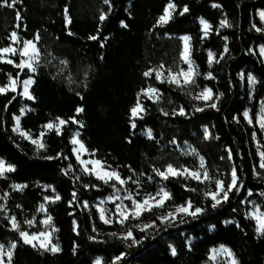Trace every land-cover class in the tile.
I'll return each mask as SVG.
<instances>
[{
  "label": "trees",
  "instance_id": "trees-1",
  "mask_svg": "<svg viewBox=\"0 0 264 264\" xmlns=\"http://www.w3.org/2000/svg\"><path fill=\"white\" fill-rule=\"evenodd\" d=\"M169 2L110 0L111 11L104 0L0 4V48L12 44L10 35L16 31L17 49L39 34L41 52L34 74L16 67L18 56H14L16 64L0 59V85H6L10 76L20 81L16 91L0 93V158L14 166V171L0 178V189L8 191L6 207L18 221L19 231L29 233L42 230L39 206L45 197L60 196L46 206L56 227L59 252L25 244L9 219L0 218V243H17L12 264H93L97 256L105 264H113L121 253L124 256L117 264H204L211 249L219 245L229 247L238 264H264V232L258 233L246 206L251 197L264 212V169L259 167L257 129L244 116L251 108L255 121L264 99V57L259 51L264 46V23L259 17L264 0H171L177 5L172 19L158 25ZM185 5L188 11L181 15ZM102 12L108 13L103 22L99 19ZM200 19L211 25L207 37ZM225 19L230 27H221ZM182 35L191 38V58L199 72L195 84L177 86L167 79L161 82L153 74L145 77L146 71L161 65L166 71L186 67L181 58ZM210 51L215 54L211 64ZM208 73L212 78H206ZM249 75L256 79L253 89ZM30 76L35 81L31 87L34 99L21 94L22 82ZM148 86L159 90L160 99H143L145 111L142 118L135 119L133 129L130 109L137 103V94ZM205 87L212 90L215 107L195 99ZM25 105L29 108L20 115ZM78 107L84 111L77 113ZM181 107L184 115L179 114ZM19 115L22 129L34 134L57 117L69 123L59 135L55 130L46 131L45 147L39 149L13 131L14 118ZM73 117L83 122L81 140L86 148L122 178L132 177L126 187L137 193V199L154 195L161 187L170 192L164 207L146 212L141 221L155 219L189 200L203 211L138 232L137 244L94 240V228L102 225L95 204L120 184L105 183L81 168L71 143L73 131L79 128L71 122ZM146 129H151L152 138L143 134ZM205 129L210 133L208 139ZM258 136L264 152L262 134ZM199 157L212 177L204 183L184 176L164 180L154 171L169 164L195 168ZM233 166L242 187L213 207L214 201L204 193L215 188L216 179L230 182ZM16 184L24 187L15 189ZM30 219L34 226L25 223Z\"/></svg>",
  "mask_w": 264,
  "mask_h": 264
},
{
  "label": "snow or ice",
  "instance_id": "snow-or-ice-1",
  "mask_svg": "<svg viewBox=\"0 0 264 264\" xmlns=\"http://www.w3.org/2000/svg\"><path fill=\"white\" fill-rule=\"evenodd\" d=\"M15 3H16V0H11V3H9V0H0V4L7 5L8 7H13L15 5ZM104 3L109 5V11H111L110 0H104ZM213 6L217 7V5H213ZM176 7H177V5L173 2H171V0H170V2L164 8L163 14L158 18L157 24L158 25L167 24L169 22V20L172 19V12L175 11ZM187 11H188V7L185 5L183 8V11L180 14L183 15ZM107 15H108V13L102 12L100 17H99L100 21L103 22L105 19H107ZM259 15L261 17V20H264V11H261L259 13ZM65 16H66V21L68 23H70L71 21L67 17V8H65ZM200 23L203 26L204 36L207 37V35L209 34V31L211 30V25L208 23V21H206L204 19H201ZM225 26H229V27L231 26L230 23L227 21V19L221 21V27H225ZM256 30L261 31L262 29L257 28ZM97 38H98V36H90L89 37V39H92V40H96ZM10 39L14 44L19 43V37H18L16 31H13L11 33ZM39 39H40L39 34H37L33 40H24L23 46L19 49L12 47L11 45L9 47L0 48V54L11 53L13 55H16L17 53H19V55L22 57V59H21L20 63L16 65V67L21 69V70L27 68L31 72L35 73L36 68L39 64L40 56H41L40 49L37 47V42L39 41ZM190 39L191 38L189 36L182 37V40L184 41V49L181 53V58L184 60V62H186L188 64L187 70L185 71L184 69H180L178 72H175V73H173L170 69L168 70L167 81L169 83H174L177 86L195 84V76L199 75V72L196 70L194 63L192 62V60L190 58L191 57V51H190V45H189ZM225 39H227V38H225ZM227 50H228L227 45H225L224 51L227 52ZM261 53L264 54V48H261ZM208 56H209V64H211L213 62V60L215 59V54L210 51L208 53ZM3 58H4L3 55H0V59H3ZM6 62L7 63H13V61L11 59H8ZM61 63L66 64L67 62L61 61ZM162 68H163V65H161V69ZM153 71H155L156 79L163 82L165 77H164L163 71H161V70L150 69L149 71H146L144 73V76L148 77V76L152 75ZM206 78H212V74L208 73ZM9 79H10V83L8 85L0 87V93H6L8 91H16L17 84L20 82L18 80V77L17 78H11L10 77ZM248 79L252 83L255 82V78L251 75H249ZM34 82L35 81L31 77H29L27 80H24L22 82V84H23L22 95L23 96H25L29 99H34V97L31 95V93L29 91L30 86ZM141 95H144L148 99L154 100V101H158L160 99V93H159V90L157 88L150 86L146 89H141V92L137 94L138 99H137L136 105L130 109L131 121H132L131 127L133 129L136 127L135 119L136 118H142L141 113H143L145 111V109H144V107H143V105L139 99V97ZM14 98L15 97H13V99ZM195 99L204 100V101L212 100L213 99L212 90L210 88L205 87L203 89V91H201L195 97ZM9 103H11V101H9ZM209 106L215 107L216 105L211 104ZM5 107H7V106H5ZM196 110L202 111L203 109L198 108ZM21 111L23 112V109ZM83 111H84V109L81 107H78L76 109L77 113H81ZM164 114L168 115V113H164ZM179 114L180 115L185 114L183 107H181L179 109ZM244 116H245V118L249 119V123L252 122L251 119L249 118V114L247 112L244 113ZM14 119L16 121V127L13 129V131H20V127H19L20 117L16 116ZM71 122L78 123L81 127H83V122L75 120L74 117L71 118ZM258 122L260 124V127L264 128V116H261L259 118ZM67 123H69V121L57 117L55 122H49L46 125H44V127L47 130H55L57 132V134L59 135V134H61L62 127L64 125H66ZM21 135L25 136L28 139H31L33 144L38 145V148H44L45 147V144L42 141V137L44 135L43 132L40 133V138H38V139H32V137L26 132H21ZM79 135H80L79 132L75 133V135L72 138L71 143L73 145L78 146V147L73 148V152L76 154L77 160L79 161V163L84 166L83 170L85 173L94 174L97 177V179L103 180L105 183H108L110 181H116L120 185H124L127 183V181L132 180V177H128L127 180L122 178L120 176L119 172L116 170H108L110 166L106 167L104 162H102L100 160H83V159H81L80 154L87 152L88 150L85 147L84 143L78 138ZM147 135L149 138H152L151 129L147 130ZM205 138L206 139L210 138V133H209L208 129H205ZM193 151H195V150H193ZM259 156L261 158L259 167L261 169H264V152H260ZM228 158H229V160L232 159L231 150H229ZM48 159H53V157H48ZM88 165H91V167L89 168ZM69 168H71V165H69ZM11 171H14V166L13 165L5 166V162L3 160H0V176H3L5 174V172H11ZM154 171L156 172V175L160 176L164 180H167L170 176H172V177L185 176L187 178L195 179L201 183H204V182L212 179V177H210V175H209L207 168H205L203 157H201L200 167L197 170H191L188 168H183V169L175 168L172 164H169L167 166V168L164 170L154 169ZM256 175H259V173H256ZM77 179H79V178L77 177ZM149 179H151V177H149ZM14 187H16L17 189H20L23 186L22 185H15ZM85 187H88V185H85ZM113 187L115 188V184H113ZM241 187H242V184L239 181L237 169L235 166H233L232 171H231L230 182L226 183L222 179H216L215 180V191H207L204 193V195L206 197H210L214 201L212 206L216 207L222 201L228 200L230 192H232L233 190L239 191ZM190 190L195 191V189H190ZM53 191H54V189H53ZM116 191L118 193L120 191V189H116ZM72 195H73V200H75L76 199V193L73 192ZM249 195H251V192H249ZM59 199H60V196L58 194L54 198L45 197L46 201H52V202H54L55 200H59ZM108 199L113 200V201H116V200L120 201V203L116 204V215H117V221L116 222L123 225L130 218H138L145 211H151L154 207H156V208L164 207L165 202L167 200L171 199V194L168 191H166L163 187L160 188V190L155 194V196L149 195L142 200L135 199L133 197V195L131 193H129L126 197H124V199L131 200L132 207L130 209L128 208L127 205L123 204V200L121 199V197L118 194L114 195L112 197H109ZM69 203L71 204L72 201H70ZM103 203H104V201H101V204H103ZM0 207H2V206H0ZM85 207H87V202H85ZM192 207H193L192 202H191V200H189V201H187L186 204L177 206L175 209V212H169L166 216L159 217V219L162 222H164V221L169 220L170 218H174L179 213H184V214H189V215L195 216L196 214L203 211V209H201V208H195L194 211H190L192 209ZM40 210L46 211L43 204L40 205ZM105 212H106V209L100 208L101 220H103L104 223H112L113 221L111 219L106 218ZM250 215H252L258 222L259 227H258L257 231L258 232H264V214L251 213ZM11 221H12V228L14 230L19 231V225L16 222L15 217H12ZM51 221H52V217L47 216V218L44 221H42V223H44L45 225H49V224H51ZM25 223L31 225V224H33V221L29 220V221H26ZM150 227H152L151 224L145 225L144 228L141 229V231H143L144 229L150 228ZM53 230L55 231V229H53ZM51 235H52L51 232H39V233H31L30 234L26 231H19V236L21 237V239L23 240V242L25 244H30L32 247H36L37 244L35 242L39 241V247H41L45 250L51 251L53 253L59 252L60 248H59L58 244L52 243ZM111 235L116 236L117 234L111 233ZM121 238H123L125 240L131 238L133 243H139V241L135 240V238L133 236V232L131 229H129L126 233H124ZM16 247H17V243L11 242L8 245L7 250H5V245L0 244V264H12V257H13L14 250L16 249ZM214 251H217V252L218 251H224V252H227L229 256L232 255L231 251L224 248V246H221V249L214 250ZM175 252H176V250H175V248H173L172 249L173 255H175ZM123 256H124V254L121 253L120 256L114 257L113 264H117V262L120 261ZM5 258H7V259L5 260ZM95 264H101V260L98 258L96 260ZM232 264H237L235 259H233Z\"/></svg>",
  "mask_w": 264,
  "mask_h": 264
},
{
  "label": "rangeland",
  "instance_id": "rangeland-1",
  "mask_svg": "<svg viewBox=\"0 0 264 264\" xmlns=\"http://www.w3.org/2000/svg\"><path fill=\"white\" fill-rule=\"evenodd\" d=\"M261 11H264V10H259V13L261 12ZM174 12V11H173ZM173 12H172V14H173ZM259 17H260V15H259ZM260 19H261V17H260ZM201 20V19H200ZM263 23H264V20H261ZM202 28H203V26H202ZM184 36H188V35H182L181 37H184ZM183 41V40H182ZM189 45H190V41H189ZM11 46L12 47H15V48H17V46H16V43L14 44L13 42H12V44H11ZM23 46V44L21 45V47ZM9 47V46H8ZM20 47V48H21ZM261 48H264V46H259V51H260V53H261ZM183 49H184V41H183ZM183 51V50H182ZM190 51H191V49H190ZM3 55V61H7L8 59H11L12 61H13V63L14 64H16V62H15V60H14V56H18L19 58H20V61H21V59H22V57L19 55V53H17L16 55H13V54H11V53H7V54H2ZM261 55L264 57V54H262L261 53ZM191 58V57H190ZM183 60V59H182ZM191 60H192V58H191ZM20 61H19V63H20ZM183 62H184V60H183ZM192 62H193V60H192ZM18 63V64H19ZM185 64H186V67L185 68H182V69H184L185 71L187 70V68H188V64L186 63V62H184ZM194 63V62H193ZM17 65V64H16ZM194 66H195V68H196V70H197V66H196V64L194 63ZM153 70H161V71H163V73H164V77H165V79H167V76H168V71H166L164 68H162L161 69V67H155V68H153ZM31 72V71H30ZM173 73H175V72H178V71H172ZM32 74H34L33 72H31ZM154 76H155V71H153V73H152ZM11 78H14V77H12V76H10ZM9 77V78H10ZM32 79H33V77L32 76H30ZM156 77V76H155ZM196 77V76H195ZM29 78V77H28ZM27 78V79H28ZM27 79H25V80H27ZM164 79V80H165ZM10 83V79H8V82H7V84L6 85H8ZM255 83H256V79H255V82L254 83H252V82H250V86H251V88L253 89L254 88V85H255ZM2 86H5V85H0V87H2ZM31 87H32V85L30 86V88H29V91H30V93H31ZM148 87H150V86H148ZM147 87V88H148ZM151 87H154V86H151ZM154 88H156V87H154ZM16 89H17V87H16ZM146 89V88H145ZM203 91V90H202ZM22 92H23V86H22ZM201 92V91H200ZM199 92V93H200ZM160 93V92H159ZM199 93H197L196 94V96L199 94ZM22 94V93H21ZM31 95H32V93H31ZM212 95H213V92H212ZM33 96V95H32ZM195 96V97H196ZM23 97H25V96H23ZM146 96H144V95H141L140 96V102L142 103L143 102V99L145 98ZM25 98H27V97H25ZM213 98H214V95H213ZM201 101H204V100H201ZM204 102H206L207 104H215V102H213V99L212 100H209V101H204ZM142 105H143V103H142ZM29 107L28 106H24L22 109H23V112L21 111V114L20 115H23L24 113H25V111L28 109ZM21 109V110H22ZM245 112H247L248 114H249V118L251 119V123L250 124H252V125H254L255 126V128L257 129V132H255V141H256V145L258 146V153H260V152H263V143L260 141V138H259V136H258V133L260 132L261 134H262V137H263V140H264V128H261L260 127V124H259V118L261 117V116H264V99L262 100V101H260V104H259V109H258V112H257V116H256V119H255V121H253L252 120V117H251V108H247L246 110H245ZM244 112V113H245ZM143 113H141V115H142ZM19 115V117H21ZM248 121H249V119L248 118H246ZM53 122H55V121H53ZM46 125V124H45ZM16 127V121H15V124H14V128ZM19 127H20V131H15L16 133H18V134H20L21 135V132H26V133H28L31 137H32V139H38V138H40V133H46V131H48L47 129H45V127L43 126L42 127V129H41V131H39L37 134H34V133H32V132H29V131H26V130H24V129H22V127H21V124H20V122H19ZM147 130L148 129H146V130H144L143 131V134H145V135H147ZM77 132H79V139L81 140V133H82V131H81V126L79 125V128L78 129H76V130H74L73 131V133H72V138H73V136L75 135V133H77ZM22 137H24V138H26L25 136H23V135H21ZM44 136V135H43ZM148 136V135H147ZM72 138H71V141H72ZM26 139H28V138H26ZM28 140H30L31 142H32V140L31 139H28ZM42 141H43V137H42ZM82 141V140H81ZM43 143H44V141H43ZM36 145V144H35ZM85 145V144H84ZM74 147H78L77 145H73ZM36 147L38 148V145H36ZM86 147V146H85ZM39 149H42V148H39ZM88 150V149H87ZM76 155V154H75ZM77 157V156H76ZM80 157H81V159H83V160H100V161H102L101 159H98L96 156H95V152H91V151H87V152H84V153H81L80 154ZM0 160H3L4 162H5V166H7V165H10V164H8L3 158H0ZM200 161H201V157H199V165L197 166V167H195V168H189V167H181L180 169H183V168H188V169H191V170H197V169H199V167H200ZM204 161V160H203ZM103 162V161H102ZM105 164V163H104ZM81 165V164H80ZM205 165V164H204ZM105 166L107 167V165L105 164ZM83 165H81V168L83 169ZM88 167L90 168L91 167V165H88ZM176 168V167H175ZM108 170H114V169H112V168H109ZM117 171V170H116ZM6 174H7V172H5V174L3 175V176H0V178H2V177H5L6 176ZM92 175H94V174H92ZM95 176V175H94ZM96 177V176H95ZM185 177V176H184ZM16 185H20V184H16ZM23 187H24V184H21ZM15 186V185H14ZM22 187V188H23ZM15 189H17L16 187H14ZM22 188H20V189H22ZM166 191H168L165 187H163ZM116 189H120V191L117 193V191H116ZM115 189V191L113 192V193H111L110 195H108V196H106V197H104V198H100V199H98L97 200V203L95 204V206H96V208H97V211H98V217H99V220H100V222H101V226L100 227H95L94 228V235H93V239L94 240H96V241H109V240H114V239H120V240H123L124 242H126V243H128V244H137V243H133V241H132V239L131 238H129V239H127V240H125V239H123V238H121L122 237V235L124 234V233H126L129 229H131L132 230V232H133V236H134V238H135V240H137L138 241V239H137V234H138V232H147V231H149L150 229H152L153 227H156V226H160V225H167V224H171V223H173V222H175V221H178V220H182V219H184L185 217H188V216H193V215H189V214H184V213H179V214H177L174 218H170L169 220H167V221H164V222H162L160 219H159V217H163V216H166L169 212H175V209H176V207H174V208H171V209H169V210H167V211H165V212H163V213H161L157 218H155V219H149V220H145V221H141L140 220V218L146 213V212H149V211H145L141 216H139L138 218H130L129 220H127L123 225L122 224H120V223H118V222H116L117 221V215H116V204L117 203H120V201L119 200H116V201H113V200H110V199H108L109 197H112V196H114V195H119L120 197H121V199L123 200V204L124 205H127L128 206V208L130 209L131 207H132V202H131V200H128V199H124V197H126L129 193H131L132 195H133V197L135 198V199H137V193H135V192H132L129 188H127L126 187V184H124V185H120L119 187H117ZM210 191H215V188L214 189H212V190H210ZM169 192V191H168ZM170 193V192H169ZM7 196H8V191H3V190H1L0 189V206H2V207H0V218L1 217H3V218H7V219H9V221H10V223H11V226H12V221H11V218L12 217H14V216H11L10 214H8V210H7V207H6V201H7ZM147 196H149V195H147ZM147 196H145V197H147ZM153 196H155V194L153 195ZM144 197V198H145ZM52 198H54V197H52ZM143 198V199H144ZM137 200H139V199H137ZM101 201H104V203L103 204H101ZM48 202H51V201H44L43 203H41L40 205H44V207H45V209H46V211H41L40 210V206H39V211L40 212H42L43 213V217L41 218V223H42V221H44L46 218H47V216H50L48 213H47V203ZM85 202H87V201H84V205H85ZM186 204V203H185ZM181 205H184V204H181ZM179 206V205H178ZM192 206H193V204H192ZM246 206H247V212H248V215L251 217V218H253L255 221H256V224H257V229H258V227H259V225H258V222H257V220L252 216V215H250L251 213H258V214H264V212L262 211V209H261V206H260V204H258L257 203V201H256V199H253V198H251V197H248V199L246 200ZM87 208H89V204H88V202H87ZM100 208H104V209H106V212H105V216H106V218H109V219H111L113 222L112 223H104V221L103 220H101V218H100ZM155 208V207H154ZM153 208V209H154ZM195 210V207L193 206L192 207V209L190 210V211H194ZM31 221H33V224H31V225H33L34 226V219H30ZM29 221V220H28ZM16 222L18 223V221L16 220ZM75 223V228H77V226H78V224H77V221L75 220L74 221ZM152 225V227H150V228H147V229H144L143 231H141V229H143L144 228V226L145 225ZM18 225H19V223H18ZM53 229H55V231L53 230ZM27 232V231H26ZM39 232H51V241H52V243L53 244H58L57 243V239H56V227H55V225L53 224V221H51V224H49V225H45L44 223H42V230H40V231H38V232H32V233H39ZM29 233V232H28ZM111 233H116L117 235L116 236H113V235H111ZM259 234H261L262 232H258ZM31 234V233H30ZM36 244H37V248H40V249H43V248H41V247H39V241H36L35 242ZM1 244V243H0ZM59 246V245H58ZM221 246H224V248H226V249H228V250H230L231 251V249L229 248V247H227V246H225V245H219V246H217V247H214V248H212L211 249V251H210V254H209V258H208V260L204 263V264H232V261H233V259H235L236 260V262H237V259L235 258V255L233 254V252L231 251V253H232V255L231 256H229L228 255V253L227 252H224V251H214V250H219V249H221ZM7 247L8 246H5V250H7ZM173 249V248H172ZM43 250H45V249H43ZM100 259L101 260V264H105V261H104V258L102 257V256H97L95 259H94V262H93V264H95V262H96V260L97 259ZM7 258H5V260H6ZM237 264H238V262H237Z\"/></svg>",
  "mask_w": 264,
  "mask_h": 264
},
{
  "label": "crops",
  "instance_id": "crops-1",
  "mask_svg": "<svg viewBox=\"0 0 264 264\" xmlns=\"http://www.w3.org/2000/svg\"><path fill=\"white\" fill-rule=\"evenodd\" d=\"M21 185V184H20Z\"/></svg>",
  "mask_w": 264,
  "mask_h": 264
}]
</instances>
